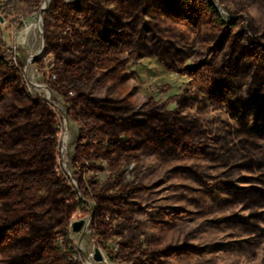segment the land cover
Masks as SVG:
<instances>
[{
	"label": "rangeland",
	"instance_id": "rangeland-1",
	"mask_svg": "<svg viewBox=\"0 0 264 264\" xmlns=\"http://www.w3.org/2000/svg\"><path fill=\"white\" fill-rule=\"evenodd\" d=\"M138 1L140 43L125 51L118 69L109 64L94 75L87 72L78 86L68 90L70 67L62 58L71 56L78 65L81 35L92 36L109 27V20L115 22V16L122 18L124 0H49L45 7L46 0H0V121L4 122L0 229L14 228L10 238L0 235V264H24L29 258L31 264H78L52 250L62 246L61 234L66 231L82 264H87V257L94 264H264V206L240 203L222 209L225 194L204 189L196 179L213 166L212 160H175L157 153L152 144L141 146L136 135L141 127L120 136L133 150L121 156L119 151L109 152L108 136L92 140L95 126L87 110L71 106L72 97L82 93L94 99L88 109H115V117H128L124 110L129 109L131 114L140 113L134 122L158 109L169 123L176 117L190 122L192 134L201 130L206 138L236 140L233 117L206 90L232 79L229 75L235 71L224 67L237 38L264 46V0H211L223 21L238 23L236 31L226 33L205 18L198 30L166 17L159 20L155 0ZM33 23L37 26L23 44L21 33ZM223 35L225 46L212 68L208 49ZM35 100L47 103L54 114ZM42 127L45 133L34 138L36 128ZM65 132L69 133L66 149ZM169 149L167 145L161 151ZM43 163L48 170L41 172L54 173L53 178L66 182L77 196L68 204L80 199L82 209L65 211L47 188L14 191L4 182L7 175H24L28 167L41 170ZM238 177L231 174V180L243 186ZM255 209L262 214L256 223L263 229L255 247L240 243L254 233L211 223L235 214L247 216ZM186 243L203 250L171 252ZM108 250L118 255L117 263L109 260ZM96 253L102 258L97 259Z\"/></svg>",
	"mask_w": 264,
	"mask_h": 264
},
{
	"label": "trees",
	"instance_id": "trees-1",
	"mask_svg": "<svg viewBox=\"0 0 264 264\" xmlns=\"http://www.w3.org/2000/svg\"><path fill=\"white\" fill-rule=\"evenodd\" d=\"M123 6L122 18L115 16L113 18V20H116L115 22L109 20L110 23L107 24L110 26H107L104 31L95 32L92 36L81 35V41L78 45L83 48V51L78 59V65L74 66L75 59L71 56L62 58V63L70 67V70H68L70 72L69 84H67L68 90L78 86L80 83L78 80L85 77L87 72L94 75L97 68L106 69L109 64L118 69L119 64H122L121 57L125 51L132 45L136 47L137 43H140V36L139 34L136 35L139 33L140 3L138 0H124ZM155 9L159 20L166 17L174 23L185 25L193 30L199 29L205 21L203 18L208 19L209 24L224 33L234 32L238 28L236 21L231 23L223 21L217 7L211 0H155ZM124 17L130 20L124 22ZM224 42L225 36L223 35L219 43L210 46L208 49L212 56V68L225 46ZM232 50L234 51L225 63L224 70L232 68L235 71V73H232L233 77L238 78L234 77L235 79H233L229 75V78L232 79H227L226 82L218 83L213 87L207 86L206 93L212 101L224 107L233 117L236 123V140L224 137L222 139V136L211 139L206 138L205 133L201 130L192 134L189 132L190 122L176 117V122L169 123L158 109L145 115L146 119L141 122L133 121L140 113L131 114L132 112L129 109L124 110L125 113H129L128 117H115L112 113H116L118 110L106 107L88 109L87 105L92 104L94 99L82 93L72 97L71 106L74 109L87 110L95 126L91 128L90 136H92V140L100 139L99 136H108L109 152L119 151L121 156L123 153L133 150L128 147L130 141L126 143L120 136L130 134L135 127H141L142 131L136 133L141 140V146L152 144L157 153L159 152L165 157H172L175 160L204 161L210 159L214 162L210 169H203L206 172L204 175L198 174L196 179L204 189H217L225 194L221 196L225 200L222 203V209L240 203L251 208H259L264 206V46L252 42L244 44L237 38ZM2 61L3 59L0 58L1 67ZM211 69L208 67L210 75ZM233 70L231 71L233 72ZM111 71H114V69H111ZM24 91L27 96L31 97L27 93L26 87H24ZM35 103L43 106L48 113L54 114L53 108L42 100H35ZM3 124L4 122L0 121V144L3 140ZM194 124V128H198V124L196 122ZM42 129L36 128L37 132L34 133V138H38V136L45 133L44 127ZM56 136L58 140V134ZM203 136H205L204 139ZM219 138L223 141L218 147L210 150L209 146L219 141ZM98 141L100 142V140ZM167 145L170 146V152L163 153L161 150ZM46 165L47 163L40 165L41 170L28 167L24 175H7L4 182L14 191L21 188L29 191L47 188L58 199L57 201L61 203V207L65 211L71 209L70 212L73 213L76 209H82L83 202L80 199L74 205L70 206L68 204L77 196L66 182L53 178L54 173H52V176L47 172H41L43 169L48 170ZM186 168L196 176L192 167L186 166ZM210 170L219 172L211 176L208 174ZM244 171L247 174H244ZM232 173L239 174L238 180L244 184L243 186H238L235 183L237 180H231ZM212 177L216 179L215 182L211 181ZM261 215L255 209L247 216L235 214L233 217L220 218L216 221L213 220L211 223L214 225L226 224L230 227L242 228L249 234L254 233L255 235H250L240 243H248L251 247H255L261 238L259 233L263 230L256 223ZM13 231L14 228L11 226L4 227L0 229V235L5 240L10 238L9 235ZM22 232L24 231H19V233ZM61 236L63 244L61 247L52 246L54 253H61L69 259H75L78 264H82L80 252L70 240L69 233L66 231ZM1 241L2 239H0ZM198 250L203 249L186 243L179 246L178 249H171V252L187 254ZM107 254L112 263L118 262V255H115L113 251L108 250ZM10 264H16V262ZM24 264H31V259L29 258L28 262Z\"/></svg>",
	"mask_w": 264,
	"mask_h": 264
},
{
	"label": "bare ground",
	"instance_id": "bare-ground-1",
	"mask_svg": "<svg viewBox=\"0 0 264 264\" xmlns=\"http://www.w3.org/2000/svg\"><path fill=\"white\" fill-rule=\"evenodd\" d=\"M49 0H46V2L44 3V7L48 4ZM39 25V23H38ZM34 26H37L36 23H33V24H29L26 26V28L22 31L21 33V36H20V40L21 42L24 44L27 42V39H28V35H29V32L30 30L34 27ZM32 54L29 55V58H28V61H30L32 59ZM41 88H44L43 86H41ZM68 130V129H67ZM68 141H69V133L68 132H65L64 135H63V138H62V144H63V147L66 149L67 148V144H68ZM62 147V149H63ZM87 264H94L92 263V259L91 257H87Z\"/></svg>",
	"mask_w": 264,
	"mask_h": 264
},
{
	"label": "water",
	"instance_id": "water-1",
	"mask_svg": "<svg viewBox=\"0 0 264 264\" xmlns=\"http://www.w3.org/2000/svg\"><path fill=\"white\" fill-rule=\"evenodd\" d=\"M80 226H81V223L77 224V225L75 226V229H79ZM96 258H97V259H101L102 256H101L99 253H96Z\"/></svg>",
	"mask_w": 264,
	"mask_h": 264
}]
</instances>
